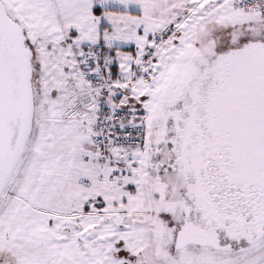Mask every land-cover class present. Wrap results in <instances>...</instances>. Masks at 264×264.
<instances>
[{
    "label": "snow or ice",
    "instance_id": "obj_1",
    "mask_svg": "<svg viewBox=\"0 0 264 264\" xmlns=\"http://www.w3.org/2000/svg\"><path fill=\"white\" fill-rule=\"evenodd\" d=\"M0 264H264V0H0Z\"/></svg>",
    "mask_w": 264,
    "mask_h": 264
}]
</instances>
